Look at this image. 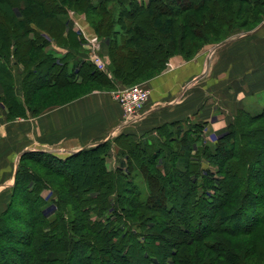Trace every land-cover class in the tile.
<instances>
[{
    "label": "trees",
    "instance_id": "16d2710c",
    "mask_svg": "<svg viewBox=\"0 0 264 264\" xmlns=\"http://www.w3.org/2000/svg\"><path fill=\"white\" fill-rule=\"evenodd\" d=\"M69 12L106 43L113 81L130 87L175 56L189 61L233 30L253 31L264 22V0H0L8 119L53 106L29 100L62 88L57 74L65 88H111L93 64L73 62L81 40L68 28ZM51 43L67 52L58 56ZM13 65L24 69L23 102L12 90ZM0 264H264V110H239L213 140L204 123L185 120L144 142L118 136L63 160L23 153L0 213Z\"/></svg>",
    "mask_w": 264,
    "mask_h": 264
},
{
    "label": "crops",
    "instance_id": "0c3cea01",
    "mask_svg": "<svg viewBox=\"0 0 264 264\" xmlns=\"http://www.w3.org/2000/svg\"><path fill=\"white\" fill-rule=\"evenodd\" d=\"M68 28L81 40L80 51L72 52L73 62L91 63L80 33L93 34L85 17L69 12ZM50 49L58 56L67 52L54 43ZM100 53L107 65L106 43L101 44ZM170 61L171 70L142 83L149 100L132 123H122L114 93L124 86L113 81L107 68L102 72L112 82L110 89L90 91L36 116L25 110L24 116L8 119L7 108L0 103V213L10 199L18 161L25 152H42L63 160L118 136L144 142L156 136L159 127L185 120L204 123L207 139L213 140L239 110L264 108V22L251 32L233 33L221 44L205 46L189 61L180 56ZM11 76L14 96L23 102V66H11Z\"/></svg>",
    "mask_w": 264,
    "mask_h": 264
},
{
    "label": "built area",
    "instance_id": "2783aa9c",
    "mask_svg": "<svg viewBox=\"0 0 264 264\" xmlns=\"http://www.w3.org/2000/svg\"><path fill=\"white\" fill-rule=\"evenodd\" d=\"M86 47L90 51V62L99 71H105L106 63L100 55L101 40L93 34L80 32ZM183 59V58H182ZM184 60V59H183ZM173 68L171 61L166 63L164 70ZM114 100L120 105L122 110V123L135 122L145 109L149 100V91L142 85L124 87L114 93Z\"/></svg>",
    "mask_w": 264,
    "mask_h": 264
},
{
    "label": "rangeland",
    "instance_id": "374dc122",
    "mask_svg": "<svg viewBox=\"0 0 264 264\" xmlns=\"http://www.w3.org/2000/svg\"><path fill=\"white\" fill-rule=\"evenodd\" d=\"M237 32H241L243 34H246V33H244L243 31H240V30H233L230 33V36H231V34L237 33ZM93 35H95V34H93ZM97 38H98V36H97ZM216 45H218V44H216ZM100 51H101V49H100ZM33 55H34V53H33ZM100 55H101V53H100ZM101 57H102V55H101ZM107 63L109 64V59L108 58H107ZM60 76H62V75L57 74V76H55V78L57 79V83L63 82L64 83V86H65V81L63 79V76L62 77H60ZM41 84H42V80H40L37 83V87H40ZM135 85H142V86H144L143 84H135ZM135 85H132V86H135ZM64 86L61 88L58 85V86H55L54 88L50 89L51 91H49V89L41 91L39 94H37L38 96H34V98H30V100H29L30 103L29 104L31 106L36 105V104L37 105H41V106L42 105L43 106H48V105L57 106V105L62 104V103L63 104H66V103H68V102L76 99L80 94H84V93L88 92L92 88H94L93 90H97V89H107L105 87H103V88H100V87L97 88V86L95 84L91 83V82L90 83L89 82L88 83H85V85L83 87L67 86L65 88ZM93 90H91V91H93ZM49 93H51L53 97L52 96H49L48 95ZM43 98H45L44 101L42 100ZM263 110H264V108H261V109L255 108V109H251V113L258 114V113L262 112ZM205 137H206V140H209V139H207L206 132H205ZM111 148L112 149L110 150V152L108 154V157L106 159V166H107V168L109 170L110 169H113V166H115V164H116V156L115 155H116V150L117 149H116V146H114V145ZM136 184L138 185L139 189L143 193V196H145L146 193H147V188H146V185L144 184V182L141 180V178L136 179Z\"/></svg>",
    "mask_w": 264,
    "mask_h": 264
}]
</instances>
